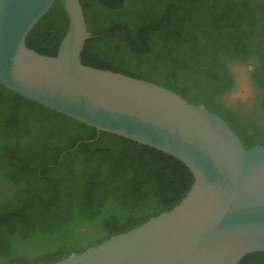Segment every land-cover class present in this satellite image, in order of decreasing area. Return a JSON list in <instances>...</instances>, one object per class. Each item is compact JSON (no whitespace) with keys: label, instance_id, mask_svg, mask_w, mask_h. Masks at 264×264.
Masks as SVG:
<instances>
[{"label":"trees","instance_id":"1","mask_svg":"<svg viewBox=\"0 0 264 264\" xmlns=\"http://www.w3.org/2000/svg\"><path fill=\"white\" fill-rule=\"evenodd\" d=\"M80 3L92 35L81 55L84 65L178 93L224 119L247 150L264 148V139L244 138L216 106L230 80L231 59L251 53L264 65V0ZM67 29L58 0L26 45L54 57ZM260 104L264 110V96ZM193 183L172 156L98 136L0 84V264H55L81 254L170 212ZM239 264H264V253Z\"/></svg>","mask_w":264,"mask_h":264},{"label":"water","instance_id":"2","mask_svg":"<svg viewBox=\"0 0 264 264\" xmlns=\"http://www.w3.org/2000/svg\"><path fill=\"white\" fill-rule=\"evenodd\" d=\"M57 1L0 0V84L98 136L172 156L194 183L170 212L55 264H239L264 253V148L247 150L224 119L178 93L84 65L92 35L80 0H60L68 29L56 56L28 48Z\"/></svg>","mask_w":264,"mask_h":264},{"label":"flooded vegetation","instance_id":"3","mask_svg":"<svg viewBox=\"0 0 264 264\" xmlns=\"http://www.w3.org/2000/svg\"><path fill=\"white\" fill-rule=\"evenodd\" d=\"M227 67L230 80L222 96L217 99L216 106L226 117L234 119L235 128L244 138L263 140L264 110L260 102L263 99L264 90L260 86L264 84V65L250 53L245 59H231ZM243 83H247L253 91L245 109L235 104L234 100L235 95L242 90ZM24 261H27L26 257ZM12 264H18V262Z\"/></svg>","mask_w":264,"mask_h":264},{"label":"rangeland","instance_id":"4","mask_svg":"<svg viewBox=\"0 0 264 264\" xmlns=\"http://www.w3.org/2000/svg\"><path fill=\"white\" fill-rule=\"evenodd\" d=\"M252 94L251 87L247 83H243L242 90L235 95V104L245 109Z\"/></svg>","mask_w":264,"mask_h":264}]
</instances>
